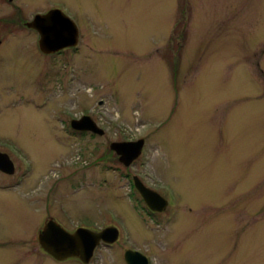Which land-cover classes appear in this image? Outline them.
<instances>
[{
    "label": "rangeland",
    "instance_id": "1",
    "mask_svg": "<svg viewBox=\"0 0 264 264\" xmlns=\"http://www.w3.org/2000/svg\"><path fill=\"white\" fill-rule=\"evenodd\" d=\"M54 2L87 32L74 52L33 50L22 26L0 34L14 170L0 172V264H57L36 243L49 216L69 233L116 227L103 264H126L129 247L150 264H264V0H20L24 15ZM83 116L103 134L72 130ZM140 139L128 167L110 149Z\"/></svg>",
    "mask_w": 264,
    "mask_h": 264
},
{
    "label": "water",
    "instance_id": "2",
    "mask_svg": "<svg viewBox=\"0 0 264 264\" xmlns=\"http://www.w3.org/2000/svg\"><path fill=\"white\" fill-rule=\"evenodd\" d=\"M28 27L38 31L40 35L38 46L43 54H52L77 45V29L60 11L53 10L45 15H37L28 24ZM70 127L78 132L103 134V130L88 116L72 120ZM143 146L144 140L140 139L134 142L112 143L110 149L119 156V162L128 167L133 160L141 155ZM0 172L7 175L14 172L11 160L4 153H0ZM133 183L143 203L151 212L160 213L165 210L167 202L162 196L146 188L137 178H134ZM118 234V230L114 227L106 228L100 233L84 228L69 233L50 219L38 234L37 239L44 252L58 261L78 258L87 263L100 243L113 244L117 240ZM124 260L126 264H148L145 256L130 250L124 252Z\"/></svg>",
    "mask_w": 264,
    "mask_h": 264
},
{
    "label": "flooded vegetation",
    "instance_id": "3",
    "mask_svg": "<svg viewBox=\"0 0 264 264\" xmlns=\"http://www.w3.org/2000/svg\"><path fill=\"white\" fill-rule=\"evenodd\" d=\"M0 8H3L1 11L5 13V16H2L4 19H11L10 22H9V29L7 31H5V28L3 30H0V34H3L4 36L6 35H9V34H12L14 31V29L18 28V26H22L24 29H26L29 33L25 34L24 36H30L33 38L32 42H33V50H36L38 49L39 50V46H38V41H39V38H40V35L38 33L37 30L31 28V27H28V24L33 21V19L37 16V15H45L47 13H49L50 11H53V10H56V11H60L63 15H65L70 21L73 22V26L76 27L77 29V34H78V37H79V33H81V31H83L84 33V36H85V29L81 30L78 26V24L74 21V16H72V13L70 12V10L68 9L67 6H65V4H63L62 2H54L52 5L46 7L45 11L44 12H41V11H35L34 13L32 14H23L22 13V4L20 3V0H0ZM8 13H12V15L14 17H9ZM0 17V18H2ZM88 24V23H87ZM16 31V30H15ZM76 50V46L75 47H70V48H64V49H61L60 51H56L52 54H61V53H64L66 52L67 53H70V52H74ZM40 52V50H39ZM24 176L25 175H20L18 178H16V181H15V184L17 186H20L21 183H23V180H24ZM143 183V182H142ZM146 186V185H145ZM148 188H150L151 190H154L153 188L149 187V186H146ZM132 188L134 189L135 192H137L134 188V183L132 182ZM138 194V193H137ZM46 209V208H45ZM155 214L157 213H152V216H155ZM53 220V221H56V219L54 218V216H49L48 218L46 219H43V220H40V221H43L40 228H39V231L37 232V235H36V243L39 247V249L41 250L42 253H45V259H51L52 261H54L55 263L57 264H63V263H67V262H70V260H72L71 262H76L77 264H103L102 261H101V257L100 255H97L96 254V251L101 248V246H108V247H111L112 245H106V244H103L101 243L99 246L96 247V249L94 250V254L93 256L90 258V260L87 262V263H84L82 262L80 259L78 258H69V259H66V260H62V261H58L56 260L55 258H53L52 256H50L49 254H47L46 252H44V250L41 248L39 242H38V239H37V236L38 234L42 231L44 225L49 221V220ZM57 222V221H56ZM36 223V222H35ZM34 223V224H35ZM82 223V222H81ZM60 224V223H59ZM61 225V224H60ZM90 226L92 227H85V226H79L80 228L83 227V228H87V229H90L92 231H99L101 228H98L96 227L95 225H92L90 224ZM77 227V228H79ZM19 236V235H18ZM16 240H17V237H16ZM15 240V241H16ZM14 241V242H15ZM13 242V243H14ZM16 259H14L13 261L11 262H14ZM38 260L37 262L35 261H26L25 264H42L43 262ZM23 262V261H22Z\"/></svg>",
    "mask_w": 264,
    "mask_h": 264
},
{
    "label": "bare ground",
    "instance_id": "4",
    "mask_svg": "<svg viewBox=\"0 0 264 264\" xmlns=\"http://www.w3.org/2000/svg\"><path fill=\"white\" fill-rule=\"evenodd\" d=\"M22 184V183H21Z\"/></svg>",
    "mask_w": 264,
    "mask_h": 264
}]
</instances>
